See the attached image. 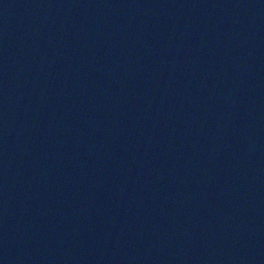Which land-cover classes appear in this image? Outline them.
<instances>
[{
    "label": "water",
    "instance_id": "95a60500",
    "mask_svg": "<svg viewBox=\"0 0 264 264\" xmlns=\"http://www.w3.org/2000/svg\"><path fill=\"white\" fill-rule=\"evenodd\" d=\"M0 264H264V0H0Z\"/></svg>",
    "mask_w": 264,
    "mask_h": 264
}]
</instances>
